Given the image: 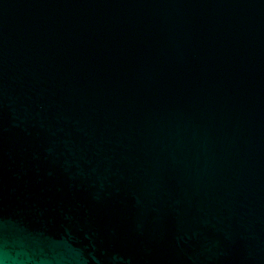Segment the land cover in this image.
Instances as JSON below:
<instances>
[{"label": "water", "instance_id": "95a60500", "mask_svg": "<svg viewBox=\"0 0 264 264\" xmlns=\"http://www.w3.org/2000/svg\"><path fill=\"white\" fill-rule=\"evenodd\" d=\"M0 264H264V0H0Z\"/></svg>", "mask_w": 264, "mask_h": 264}]
</instances>
